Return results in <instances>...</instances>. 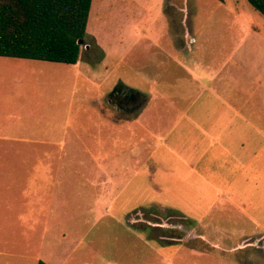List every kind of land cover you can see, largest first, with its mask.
I'll return each mask as SVG.
<instances>
[{
	"label": "crops",
	"instance_id": "crops-1",
	"mask_svg": "<svg viewBox=\"0 0 264 264\" xmlns=\"http://www.w3.org/2000/svg\"><path fill=\"white\" fill-rule=\"evenodd\" d=\"M201 1L144 0L131 22L128 80L107 93L121 87L139 102L109 100L95 135L108 161L95 168L96 217L121 228L63 232L59 263L229 264L213 262L219 247L206 244L208 222L222 218L243 238L264 237V16L244 0ZM52 199L62 214L46 220L85 221L84 197Z\"/></svg>",
	"mask_w": 264,
	"mask_h": 264
},
{
	"label": "rangeland",
	"instance_id": "rangeland-1",
	"mask_svg": "<svg viewBox=\"0 0 264 264\" xmlns=\"http://www.w3.org/2000/svg\"><path fill=\"white\" fill-rule=\"evenodd\" d=\"M164 1L166 7L178 4V0ZM143 3L93 0L85 38L90 47L81 46L78 64L0 56V264H38L43 260L40 255L59 263L63 232L121 228L96 217L93 200L99 174L95 168L108 161L100 156L95 135L101 129L97 121L104 116L100 108H114L109 91L128 80L125 42L134 36L131 22L145 15ZM132 80L140 83L139 77ZM99 97L100 106L95 104ZM108 109L104 112L111 115ZM61 183L67 188L59 189L56 185ZM62 195L85 198V206L79 208L85 221L46 220L50 209L62 214L51 201ZM223 219L208 222L213 225L206 244L219 247L214 248L218 257L213 256V262L264 264V237L243 238L237 221ZM241 225L258 233L248 224ZM225 227H231L232 234L222 233ZM79 247L88 248L87 241Z\"/></svg>",
	"mask_w": 264,
	"mask_h": 264
},
{
	"label": "trees",
	"instance_id": "trees-1",
	"mask_svg": "<svg viewBox=\"0 0 264 264\" xmlns=\"http://www.w3.org/2000/svg\"><path fill=\"white\" fill-rule=\"evenodd\" d=\"M92 2L0 0V56L77 64ZM248 2L264 16V0Z\"/></svg>",
	"mask_w": 264,
	"mask_h": 264
},
{
	"label": "flooded vegetation",
	"instance_id": "flooded-vegetation-1",
	"mask_svg": "<svg viewBox=\"0 0 264 264\" xmlns=\"http://www.w3.org/2000/svg\"><path fill=\"white\" fill-rule=\"evenodd\" d=\"M109 100L115 99V102L124 109H129L128 106L132 105L133 108L138 105L139 100L136 95L124 92L123 88L118 87L114 92L109 94ZM137 101V103H136ZM131 108V107H130Z\"/></svg>",
	"mask_w": 264,
	"mask_h": 264
},
{
	"label": "water",
	"instance_id": "water-1",
	"mask_svg": "<svg viewBox=\"0 0 264 264\" xmlns=\"http://www.w3.org/2000/svg\"><path fill=\"white\" fill-rule=\"evenodd\" d=\"M78 43H79V45H80V46H83V45H85L87 48H88V47H90V45H89V44H86V42H85V39H84V38H81V39H79V40H78Z\"/></svg>",
	"mask_w": 264,
	"mask_h": 264
}]
</instances>
